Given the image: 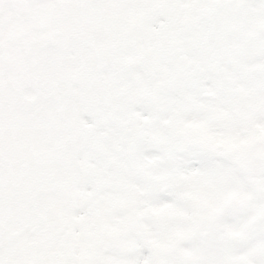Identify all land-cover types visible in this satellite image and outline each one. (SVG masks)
Here are the masks:
<instances>
[{"label": "snow or ice", "instance_id": "1", "mask_svg": "<svg viewBox=\"0 0 264 264\" xmlns=\"http://www.w3.org/2000/svg\"><path fill=\"white\" fill-rule=\"evenodd\" d=\"M0 264H264V0H0Z\"/></svg>", "mask_w": 264, "mask_h": 264}]
</instances>
